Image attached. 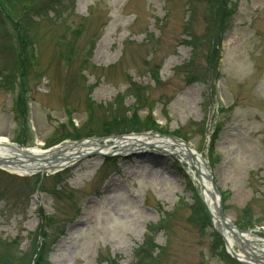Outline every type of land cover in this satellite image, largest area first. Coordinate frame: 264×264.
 Instances as JSON below:
<instances>
[{
  "label": "rangeland",
  "instance_id": "1",
  "mask_svg": "<svg viewBox=\"0 0 264 264\" xmlns=\"http://www.w3.org/2000/svg\"><path fill=\"white\" fill-rule=\"evenodd\" d=\"M24 1L0 0V137L37 151L100 138L69 175L0 169V264H135L147 235L156 258L141 264H242L187 155L205 153L227 218L264 231V0H228L216 20L207 0ZM15 57L24 94L3 75ZM156 132L184 141L112 162L98 153Z\"/></svg>",
  "mask_w": 264,
  "mask_h": 264
},
{
  "label": "bare ground",
  "instance_id": "2",
  "mask_svg": "<svg viewBox=\"0 0 264 264\" xmlns=\"http://www.w3.org/2000/svg\"><path fill=\"white\" fill-rule=\"evenodd\" d=\"M134 139H136V142H139L141 140H145V141H148V142H153V143L158 144V145L160 144V145L164 146L165 149H167V148H169L171 146L170 141H166V140L165 141H162V140L158 141L157 139L151 140V139H145L143 137L134 138V136H131L128 140L122 141V145H123L122 147H126L125 145H129V144L133 143ZM6 142H8V139H6L4 137H0V158L6 157V156H8L9 154L12 153V151L10 150V148L6 144ZM91 145L92 144L85 143L82 146L74 147V148H70V146L61 147V149L58 151L59 159L58 158H57V160L53 159V162H51V163H47L46 160L42 161V160L39 159V158H41L43 156L42 152H39L37 150L30 151L31 154L34 155L35 160H32L30 163L24 164V165L14 164V165H7L5 167L7 169L13 170V171L23 175V174H28V173L29 174L34 173V172L40 170L46 164L48 166H50V164H51V165H54L56 167L57 166H64V167L65 166H69V165H71L73 162H75L77 160L78 157L76 155H82L83 153L87 154L88 152H90V150H92V148H90L89 146H91ZM176 145L178 146V149H179L178 152L179 153L185 152V150L183 149L182 145H179V144H176ZM134 146H136V145H133V147ZM70 149H73L74 152H71ZM108 150L109 149L107 147L106 149L101 151L100 154H105V153H107ZM55 151L56 150H54V152ZM145 155H147V154H145ZM195 163L198 164L199 170L202 173V175L200 177V180L206 186L205 188L201 187V190L203 189V191H204L203 198L205 199V201L207 203V207H208L209 211L211 212V214L214 217H217L218 212L216 210V207H217L216 204L218 202L216 200V197H213V195H212V191H211L212 187L210 186V184H208L206 182L205 177L203 176V172L206 173L208 170H207V168L204 167L205 163L202 162L201 159L200 160H196ZM197 173L198 172H196L195 177H196V180L198 181L199 176H198ZM227 240H228L230 249L235 252L236 251L235 250V244H236L235 241H232L230 238H227ZM235 253H237V255L241 259L245 258L246 260H248L249 261L248 264H251L250 258H246L244 256V251L243 250L236 251Z\"/></svg>",
  "mask_w": 264,
  "mask_h": 264
},
{
  "label": "trees",
  "instance_id": "3",
  "mask_svg": "<svg viewBox=\"0 0 264 264\" xmlns=\"http://www.w3.org/2000/svg\"><path fill=\"white\" fill-rule=\"evenodd\" d=\"M32 0H25L23 2V4L26 6V5H32L33 2H31ZM208 1V4H209V7H210V10L212 11V15L214 17V19L216 20L217 18H221L223 16L224 19L226 18H229L230 15H231V9H229V3H228V0H207ZM5 15H8V13L6 12ZM1 19V18H0ZM2 24H4L1 20V23H0V26L2 28ZM22 43V46L24 45V42L23 40L21 41ZM25 46V45H24ZM22 49V48H21ZM23 53H24V50H25V47H23ZM10 54H12L13 58H14V55L12 52H9ZM215 54L214 55V58L216 59V61L218 60L216 56H218V52L217 53H213ZM14 60V59H13ZM15 63H14V67L11 69V71L9 73H3V75H5V79L7 80L8 77L10 79V82L12 84H16L17 82H20V86L22 88L23 86V94L25 92V82H21V75L24 76V73H25V70L27 69L26 66L23 65V63L21 62V59L20 58H17L15 57ZM218 62V61H217ZM192 62H188L187 64H185L183 66V72L185 75H188V78L187 80L188 81H195L197 80V76H196V72L194 70V66L191 65ZM191 65V66H189ZM23 99V98H22ZM22 99H20V101L23 103ZM24 104V103H23ZM27 108H25V112ZM151 118V117H150ZM134 119H137L136 117H134ZM112 123H107L104 125V128L106 130L107 129H111L113 128L111 126ZM145 126H149L148 125V122H144ZM108 162H112V159H106ZM202 207L199 206L198 207V210H201ZM207 223L204 225V223ZM203 226H207L209 223L205 220V217L203 219V223H201ZM156 228L155 226H151L149 227L148 231L150 232V234H154L156 233ZM219 238L220 236L217 235ZM222 241V240H221ZM154 241H153V237L151 238L149 235L146 236L145 240H144V243L135 250L134 254L136 256V261L138 260L139 262H135V264H141L142 262L144 261H151V260H154V258H156L154 256ZM45 259V258H44ZM107 264H119L118 261L116 260H111V261H108Z\"/></svg>",
  "mask_w": 264,
  "mask_h": 264
},
{
  "label": "water",
  "instance_id": "4",
  "mask_svg": "<svg viewBox=\"0 0 264 264\" xmlns=\"http://www.w3.org/2000/svg\"><path fill=\"white\" fill-rule=\"evenodd\" d=\"M205 177L207 178V180H209L211 182V186L213 189V193H212L213 197H218V203L216 204L217 205L216 210L218 212V215H217V217H214V216L213 217L215 218L217 230L219 232H221L222 227H224L225 225L227 227H229V225H228L229 220L224 215L223 204L221 201V195H220V192H219L217 186L214 183V179H213V176H212L210 169H208V172H207V174H205ZM233 256L238 259L237 254L234 252H233Z\"/></svg>",
  "mask_w": 264,
  "mask_h": 264
}]
</instances>
